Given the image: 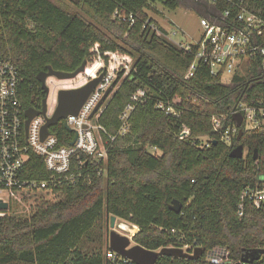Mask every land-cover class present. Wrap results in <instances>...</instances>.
Instances as JSON below:
<instances>
[{"label":"trees","instance_id":"16d2710c","mask_svg":"<svg viewBox=\"0 0 264 264\" xmlns=\"http://www.w3.org/2000/svg\"><path fill=\"white\" fill-rule=\"evenodd\" d=\"M181 1L0 0V52L19 69L24 109L40 108L48 96L40 72L49 66L76 70L89 61L96 43L101 53L118 50L134 59L99 118L108 134L117 135L106 164H99L106 170L99 174L90 167L77 183L21 191L39 200L29 215L12 213L15 199L9 210L0 211V264H136L119 255L108 258L109 245L106 256L82 250L105 213L138 226L133 240L147 249L184 242L205 249L197 259L161 255L156 264H210L205 254L216 245L228 246L237 257L264 247V205L246 200L242 215L238 209L245 187L264 185V127L244 128L240 139L238 133L225 140L212 123L217 115L223 117V130L233 124L232 110L243 91L248 99L264 100V80L257 74L236 76L227 85L201 61L186 78L194 52L145 26L149 18L156 24L149 16L159 12L154 4L176 9ZM247 2L264 13V0ZM130 14L134 23L123 20ZM139 89L147 97L130 113L127 132L118 134L120 117ZM160 100L171 102L181 116L165 113L157 106ZM185 127L189 133L182 135ZM51 131L62 144L75 136L65 120ZM239 144L247 153L231 157ZM20 176L45 180L50 173L44 159L31 152ZM53 195L61 198L47 199ZM174 200L183 202L180 213L170 208Z\"/></svg>","mask_w":264,"mask_h":264},{"label":"built area","instance_id":"2783aa9c","mask_svg":"<svg viewBox=\"0 0 264 264\" xmlns=\"http://www.w3.org/2000/svg\"><path fill=\"white\" fill-rule=\"evenodd\" d=\"M193 2L202 14L201 24L204 28L203 37L198 43L185 44L176 41L166 29L157 26L150 18L145 21V26H149L160 36L185 51L194 52V60L186 78L195 74L201 61L208 63L212 74L220 75L222 82L225 83L226 80L227 85L233 84L236 76L248 79L257 74L259 79L264 80V13L250 9L247 0H193ZM123 20L134 23L135 16L130 14L124 16ZM99 47L100 44L96 43L91 48L96 55V61L92 67L87 65L92 69L90 74L86 71L84 73L90 79L103 74L101 81L77 114H70L62 119L75 134L69 144H62L52 131L42 139V128L47 117L52 116L57 106L58 92L52 103H49L48 97L46 114L40 113L35 116L28 132L26 131V109L23 108L19 97L20 72L18 67L0 52V199L8 202L9 205L24 189L74 184L82 178H87L84 177L83 171H88L90 167L96 169L99 174L106 170L99 164H106L109 149L117 135L108 134L99 123L105 101L95 113L94 110L106 91L111 88L106 98L108 99L115 91V85L130 73L134 59L131 55L118 50L101 53ZM146 97V91L143 89L132 95V103L126 107L120 117L123 124L118 134L127 132L130 113L136 103L143 102ZM157 106L169 115L177 118L181 116V111L169 101L160 100ZM37 109L41 110V107ZM236 113L243 115V128L264 127L263 99H248V95L243 91L232 110V117ZM222 119L223 117L213 116L214 130L221 132L225 140H231L232 136L239 133L240 127L233 119V124L223 130ZM187 133L189 129L185 127L182 135ZM31 152L44 159L46 169L50 173L48 179H22L20 176ZM246 200L257 208L262 207L264 185L261 188H244L238 205L240 215L244 212ZM120 225L123 226L121 222L118 223V226ZM132 226L136 227L137 231L129 229L132 232L131 238L139 231L138 226L134 224ZM198 247L201 246L196 245L195 242H184L180 246L168 248H181L184 252L193 254ZM255 251L237 257L228 246L216 245L206 251L205 257L210 264H264V247H259L254 254ZM204 252L205 249L201 256ZM116 255L119 254L112 249L107 252L108 258H115ZM121 257L126 262H133L129 258Z\"/></svg>","mask_w":264,"mask_h":264},{"label":"water","instance_id":"95a60500","mask_svg":"<svg viewBox=\"0 0 264 264\" xmlns=\"http://www.w3.org/2000/svg\"><path fill=\"white\" fill-rule=\"evenodd\" d=\"M87 60H85L76 70L68 72V71H60L55 70L52 66L48 67V70L42 71L38 74V79L42 84V87L48 92V96L44 98L41 106V110L35 107H29L26 109V121H25V129L28 132L29 125L32 119L39 115L40 113L46 114L48 108V97L50 93V87L47 85V80L50 77H56L60 80L72 79L76 78L79 74L84 73L87 68ZM103 74H100L98 77L90 79L87 83L80 87L76 88H64L60 89L57 93V106L54 110L52 116L47 117L46 123L42 128V139H45L51 133V127L57 124L62 119L66 118L70 114H77L89 95L93 92V90L97 87L99 82L101 81ZM111 88H109L104 94L102 100L99 102L98 106L94 110V113L101 106L103 101L110 94ZM234 121L240 127L238 139L241 138L244 128H243V115L241 113H236L233 116ZM217 141L215 140L214 143ZM245 147L243 144L237 145L230 153V156L233 158H242L244 157ZM258 151L255 150V156H257ZM183 207V202L180 200H174L170 205V208L176 213H180ZM10 205L8 202L0 199V211L9 210ZM116 222L117 217H110V233H109V246L112 250H114L117 254L129 258L136 264H156L158 258L161 255L167 256H175V257H184L190 259H197L201 256L204 248L198 247L195 249L193 254L188 252H184L181 248H168L164 247L161 250H151L147 249L144 246L134 243L133 238L128 235L121 234L116 230ZM257 250L254 252V254ZM253 254V255H254ZM255 257V256H254Z\"/></svg>","mask_w":264,"mask_h":264},{"label":"rangeland","instance_id":"374dc122","mask_svg":"<svg viewBox=\"0 0 264 264\" xmlns=\"http://www.w3.org/2000/svg\"><path fill=\"white\" fill-rule=\"evenodd\" d=\"M154 5L160 13L149 11V16L155 20L157 26H162L164 29H166V31L174 40L183 42L185 44H192L198 43L202 39L204 34V28L201 24L202 14L195 6L193 0H182L181 4L176 9L166 8L161 3H156ZM95 61L96 55L92 53L87 65L92 67ZM89 80L90 77H88L85 73L79 74L76 78L66 80H60L56 77L48 78L47 85L50 87L49 103H52L58 90L64 88L80 87L87 83ZM224 82L227 83L226 80H224ZM120 84L121 82L115 85V90L118 89ZM107 101H105L104 106L106 105ZM247 150L248 149L245 147V154L247 153ZM155 151L158 153L157 150ZM260 179L264 181V174L261 175ZM60 198V195H53L49 198L47 197V199H50L52 201L59 200ZM15 200L18 204H16L17 207L15 209H12V213H15L17 216H25L29 215L39 198L33 195L31 196V194L22 192ZM110 217L111 216L105 213L102 219L97 223L92 233L84 239L81 247L85 253L93 254L101 252L104 256H106L107 245H109V233L111 230ZM119 222H121L123 226H118ZM132 225L133 224L129 221L117 218L115 228L121 234H125L131 237L132 232L129 231V229L134 228ZM135 231H137V229Z\"/></svg>","mask_w":264,"mask_h":264},{"label":"bare ground","instance_id":"6f19581e","mask_svg":"<svg viewBox=\"0 0 264 264\" xmlns=\"http://www.w3.org/2000/svg\"><path fill=\"white\" fill-rule=\"evenodd\" d=\"M125 228H127V227H125ZM135 228V229H134ZM133 229H132V231H135L136 230V227H134Z\"/></svg>","mask_w":264,"mask_h":264}]
</instances>
